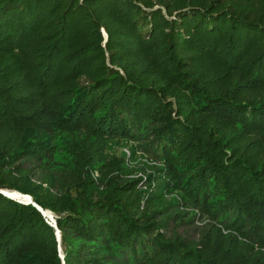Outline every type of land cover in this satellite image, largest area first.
I'll list each match as a JSON object with an SVG mask.
<instances>
[{"label": "trees", "instance_id": "1", "mask_svg": "<svg viewBox=\"0 0 264 264\" xmlns=\"http://www.w3.org/2000/svg\"><path fill=\"white\" fill-rule=\"evenodd\" d=\"M0 264H264V0H0Z\"/></svg>", "mask_w": 264, "mask_h": 264}, {"label": "rangeland", "instance_id": "2", "mask_svg": "<svg viewBox=\"0 0 264 264\" xmlns=\"http://www.w3.org/2000/svg\"><path fill=\"white\" fill-rule=\"evenodd\" d=\"M138 146L140 145L137 144ZM127 151L128 152V155H130L129 153V148L124 144V143H120V144H115L113 145L111 148L108 149V152L111 154H115L117 156H121V154H123V152ZM137 156L138 158H141V159H148L147 157H149L148 155H144V152L140 149L138 152H137ZM145 175L143 172H139L138 175ZM205 224V221L204 220H200L197 222L196 225H204ZM185 230V233L193 238V239H198L199 237V230L197 228V226H195V224H191V225H187L185 227H181L180 228V231H183ZM62 250H63V247H62Z\"/></svg>", "mask_w": 264, "mask_h": 264}, {"label": "water", "instance_id": "3", "mask_svg": "<svg viewBox=\"0 0 264 264\" xmlns=\"http://www.w3.org/2000/svg\"><path fill=\"white\" fill-rule=\"evenodd\" d=\"M12 191L13 192H16V193H18V194H20V195H22L24 197H27L28 199H25V200L24 199H19V198H16V197L12 196L9 191H7V190H1V192L4 195H6V196H8V197H10L12 199L18 200V201H20L22 203H27V204L32 203V204H34L43 213V215L46 216L47 221L49 222V224L56 229V235H57V239L59 241V251H60V255H61L62 258H64V253H63L62 245H61V232H60V230L57 227L56 217H55L54 213L50 211L51 212V215H48L47 214V211H49V210H45L41 206H39L38 204H36L34 202V200H33V198H32L31 195L23 194L21 192L15 191V190H12Z\"/></svg>", "mask_w": 264, "mask_h": 264}, {"label": "bare ground", "instance_id": "4", "mask_svg": "<svg viewBox=\"0 0 264 264\" xmlns=\"http://www.w3.org/2000/svg\"><path fill=\"white\" fill-rule=\"evenodd\" d=\"M7 191H9L11 193V195L14 196V197H16V198L24 199V200L25 199H28L27 197H24V196H22V195H20V194H18L16 192H13L12 190H7ZM47 214L48 215H51V212L50 211H47Z\"/></svg>", "mask_w": 264, "mask_h": 264}]
</instances>
